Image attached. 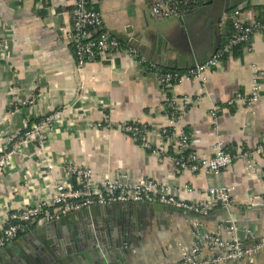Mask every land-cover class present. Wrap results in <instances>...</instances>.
<instances>
[{
  "label": "crops",
  "instance_id": "crops-1",
  "mask_svg": "<svg viewBox=\"0 0 264 264\" xmlns=\"http://www.w3.org/2000/svg\"><path fill=\"white\" fill-rule=\"evenodd\" d=\"M152 1L92 0V5L114 37L140 32L145 48L160 40L168 56L152 62L141 48L124 45L144 62L121 52L79 68L70 40L69 11L74 0H0V154L10 151L11 141L18 140L29 125L61 111L44 128V149L25 142L9 156L0 179V220L12 210L50 198L58 181L71 183L65 173L71 165L90 168L100 181L152 180L188 202L200 201L208 188H231V208L224 212L214 207L206 217L169 207L171 214L155 215L145 210L151 205L128 204L137 205L130 215L136 226L131 244L124 246L128 255L123 264H174L179 260L178 247L190 244L194 233L225 236L229 223L236 225L245 245L251 242L242 228L257 238L264 236V157L255 153L264 140V79L259 99L250 108L242 101L226 104L237 94L249 95L254 65L264 70V34H255L249 51H233L207 71L203 81L184 79L164 89L150 67L185 72L205 61L226 42L230 12L241 8L249 22L262 21L264 0H205L161 21L149 17ZM127 27L131 34L124 33ZM184 98L191 103L185 105ZM169 99L181 110L179 125L190 136L191 152L210 157L220 145L228 153H251L254 170L240 158L216 175L179 173L169 145L160 158L116 129L124 122L145 126L151 145L164 146L158 131L168 126ZM216 107L214 118L210 113ZM98 123L115 128H96ZM49 161L55 165L51 171L46 167ZM186 186L193 192L186 193ZM38 227L28 228L0 252L8 251L6 258L20 255L38 240L27 239ZM42 236L51 240L54 231ZM210 256L205 250L200 258L208 261ZM222 264H264V249L252 262Z\"/></svg>",
  "mask_w": 264,
  "mask_h": 264
},
{
  "label": "built area",
  "instance_id": "built-area-1",
  "mask_svg": "<svg viewBox=\"0 0 264 264\" xmlns=\"http://www.w3.org/2000/svg\"><path fill=\"white\" fill-rule=\"evenodd\" d=\"M205 0H154L149 6L148 14L153 20L161 21L178 15L179 8H189ZM72 24L70 40L73 44L74 57L79 68L87 63L97 61L101 56L111 57L121 52H127L140 64L144 62L133 49H126L120 41L106 31L103 27V15L92 5V0H74L69 11ZM231 31L226 40L214 54L205 61L195 64L185 72H162L157 71L153 65L151 69L156 72L162 88L169 89L174 84L186 79L203 81L204 74L216 68L221 61L233 55L235 48L240 47L249 51L253 36L258 33L264 34V20L248 21L241 8L235 9L228 15ZM3 49L0 41V52ZM264 79V70L253 66L251 91L249 95L237 94L226 104L231 106L237 101H242L247 108L259 99L260 81ZM185 105L190 104L189 98H184ZM168 126L158 131L163 145L153 147L148 140V128L134 123L124 122L116 126V129L145 150L160 158L166 156L165 144L172 148V156L176 170L179 173H191L196 175H216L229 168L234 161L244 158L247 168L251 171L255 166L251 163V153H228L220 145L215 147L210 157H202L190 151V136L179 125L181 110L174 100L167 103ZM219 108H214L210 115L216 117ZM61 114L56 111L43 117L40 121L29 125L18 140L11 141V149L0 154V179L4 169L8 165L12 151L20 148L22 143L31 142L38 149L45 146L44 128L50 125ZM96 128H115L111 124L98 123ZM94 126V127H95ZM255 153L264 157V140L256 147ZM46 167L51 171L55 165L49 161ZM66 175L72 182L67 184L58 181L50 198L34 201L29 205L12 210L0 220V251L16 241L28 228L43 226L55 222L68 215L81 212L95 206H107L113 204H148L162 205L184 213L199 217H206L214 207L224 212L231 208L230 192L228 186H219L206 189L198 202L185 201L176 194L168 192L167 188L158 185L152 180H142L137 183L124 182L121 179L97 180L94 172L88 167H75L67 165ZM186 193H192L191 187H184ZM245 238L251 245H245L244 240L238 235V228L234 223L226 227V235H210L194 233L188 245H180L179 260L174 264H222L225 262L246 259L252 262L255 255L264 249V236L257 238L248 228H242ZM208 250L211 256L208 261L201 260V254Z\"/></svg>",
  "mask_w": 264,
  "mask_h": 264
},
{
  "label": "water",
  "instance_id": "water-1",
  "mask_svg": "<svg viewBox=\"0 0 264 264\" xmlns=\"http://www.w3.org/2000/svg\"><path fill=\"white\" fill-rule=\"evenodd\" d=\"M127 27L126 35L131 34ZM118 39V37H116ZM121 44L144 51L148 59L157 62L168 56L167 47L160 40L145 48L144 35L140 32L131 37L121 36ZM137 205L113 204L95 206L63 217L55 222L38 227L27 239L38 238L20 255L5 257L8 251L0 252L3 264H123L132 242L136 223L130 217ZM148 213H168V207L154 204L146 206ZM54 231L53 239L45 240L42 234Z\"/></svg>",
  "mask_w": 264,
  "mask_h": 264
},
{
  "label": "trees",
  "instance_id": "trees-1",
  "mask_svg": "<svg viewBox=\"0 0 264 264\" xmlns=\"http://www.w3.org/2000/svg\"><path fill=\"white\" fill-rule=\"evenodd\" d=\"M170 1L175 2V1H179V0H170ZM184 9H186V8L180 7V8H179V12L182 11V10H184ZM238 50H241V48L238 47V48H235V49H234V51H238ZM162 72H174V71H162ZM36 122H38V121H36ZM173 156H174V155H173Z\"/></svg>",
  "mask_w": 264,
  "mask_h": 264
}]
</instances>
